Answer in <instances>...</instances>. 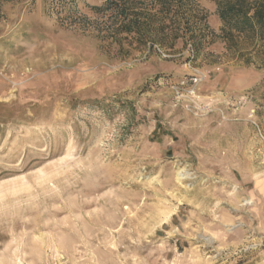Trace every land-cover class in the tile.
Returning a JSON list of instances; mask_svg holds the SVG:
<instances>
[{
    "label": "rangeland",
    "instance_id": "1",
    "mask_svg": "<svg viewBox=\"0 0 264 264\" xmlns=\"http://www.w3.org/2000/svg\"><path fill=\"white\" fill-rule=\"evenodd\" d=\"M2 1L0 264H264V43L224 42L197 0L216 37L196 59L122 56Z\"/></svg>",
    "mask_w": 264,
    "mask_h": 264
},
{
    "label": "trees",
    "instance_id": "2",
    "mask_svg": "<svg viewBox=\"0 0 264 264\" xmlns=\"http://www.w3.org/2000/svg\"><path fill=\"white\" fill-rule=\"evenodd\" d=\"M44 2L58 13L66 12L64 21L70 25L110 41L122 56L170 51L182 41L196 59L208 38L216 37L209 25V13L197 0H105L103 5L90 8L93 18L81 13L76 0ZM213 2L222 24L220 39L228 44L237 38L264 43V0Z\"/></svg>",
    "mask_w": 264,
    "mask_h": 264
},
{
    "label": "built area",
    "instance_id": "3",
    "mask_svg": "<svg viewBox=\"0 0 264 264\" xmlns=\"http://www.w3.org/2000/svg\"><path fill=\"white\" fill-rule=\"evenodd\" d=\"M199 82V77L197 76H192L188 80H182L181 83L178 85V95L184 96L186 95L187 97L190 98H196V89L195 86Z\"/></svg>",
    "mask_w": 264,
    "mask_h": 264
},
{
    "label": "crops",
    "instance_id": "4",
    "mask_svg": "<svg viewBox=\"0 0 264 264\" xmlns=\"http://www.w3.org/2000/svg\"><path fill=\"white\" fill-rule=\"evenodd\" d=\"M216 9V8H215ZM218 20V19H217ZM218 26H220V28L222 27V24H221V22H220V20H218Z\"/></svg>",
    "mask_w": 264,
    "mask_h": 264
}]
</instances>
